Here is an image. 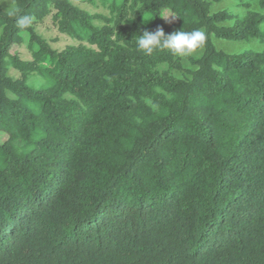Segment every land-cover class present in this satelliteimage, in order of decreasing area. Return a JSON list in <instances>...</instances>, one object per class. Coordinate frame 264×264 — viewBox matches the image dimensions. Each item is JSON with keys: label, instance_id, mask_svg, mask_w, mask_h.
<instances>
[{"label": "trees", "instance_id": "trees-1", "mask_svg": "<svg viewBox=\"0 0 264 264\" xmlns=\"http://www.w3.org/2000/svg\"><path fill=\"white\" fill-rule=\"evenodd\" d=\"M80 1L107 14L0 8V264H264V51L213 43L264 44V13L252 0H234L242 17L211 12L223 0ZM48 16L78 44L52 49L35 31ZM158 27L205 33L192 69L136 50ZM24 35L30 60L10 53Z\"/></svg>", "mask_w": 264, "mask_h": 264}, {"label": "rangeland", "instance_id": "rangeland-1", "mask_svg": "<svg viewBox=\"0 0 264 264\" xmlns=\"http://www.w3.org/2000/svg\"><path fill=\"white\" fill-rule=\"evenodd\" d=\"M73 5L76 7H79L83 10L88 11L89 13H97V14H102L106 15L107 11L105 8L101 6L99 2H96L95 5L89 4L82 2L80 0H70ZM0 8H2L5 11H10L13 8V0H0ZM229 10L232 13L236 14L239 17H242L244 15V10L237 8L236 3L234 0H223L220 3H214L211 6V12H216L219 10ZM251 9L253 11L261 12L264 13V10L260 9L258 6L257 2L255 0L251 1ZM163 13L168 14V15H173L171 12L168 10H164ZM164 20V19H163ZM166 24H171L168 23L164 20ZM99 22H95V25H98ZM35 31L37 32L38 35H40L46 42L49 44V46L57 51L62 50L66 46H71V45H77L78 42L64 34H60L55 25L52 23L51 18L45 17L40 23H37L35 25ZM24 43L20 45H13L10 49V53L12 55L16 54L18 57L22 60H30V53L28 52L27 49V37L24 35ZM213 43L215 47L219 50H222L226 53H239L245 50H253L257 52L264 51V44L259 43L255 39H250L245 42H228L225 40H220V39H213ZM201 54L200 51H197L194 55L189 56L193 58L199 57ZM189 57H184L180 58L181 65L184 70L186 69H192V66L188 62ZM166 66L162 65L159 67V70H165ZM184 71H173V74L177 77H181L184 75ZM9 76H12L13 78L18 77V73L13 70L9 69L8 70ZM6 138L5 135L0 134V141L2 142Z\"/></svg>", "mask_w": 264, "mask_h": 264}, {"label": "clouds", "instance_id": "clouds-1", "mask_svg": "<svg viewBox=\"0 0 264 264\" xmlns=\"http://www.w3.org/2000/svg\"><path fill=\"white\" fill-rule=\"evenodd\" d=\"M159 16L168 23L179 17L165 13H160ZM134 18V14L125 17L127 20H133ZM151 19L150 15L143 17L144 23H147ZM30 22V18L28 17H21L18 20V24L21 26H25ZM205 41L206 35L199 29L185 31L182 28L171 34H165L163 28L158 27L154 32L145 30L142 34L135 36L136 50L145 56H151L158 50L167 49L178 58L189 57L200 50L204 46Z\"/></svg>", "mask_w": 264, "mask_h": 264}]
</instances>
